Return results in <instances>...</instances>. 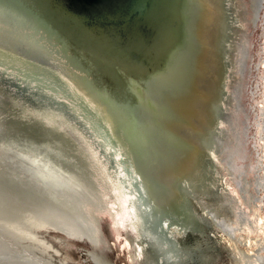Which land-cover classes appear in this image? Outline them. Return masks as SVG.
Listing matches in <instances>:
<instances>
[{"label":"water","instance_id":"obj_1","mask_svg":"<svg viewBox=\"0 0 264 264\" xmlns=\"http://www.w3.org/2000/svg\"><path fill=\"white\" fill-rule=\"evenodd\" d=\"M0 226L66 264H264V0H0Z\"/></svg>","mask_w":264,"mask_h":264},{"label":"rangeland","instance_id":"obj_2","mask_svg":"<svg viewBox=\"0 0 264 264\" xmlns=\"http://www.w3.org/2000/svg\"><path fill=\"white\" fill-rule=\"evenodd\" d=\"M3 243L9 253L21 254L41 264H66L61 258L0 226V245Z\"/></svg>","mask_w":264,"mask_h":264},{"label":"bare ground","instance_id":"obj_3","mask_svg":"<svg viewBox=\"0 0 264 264\" xmlns=\"http://www.w3.org/2000/svg\"><path fill=\"white\" fill-rule=\"evenodd\" d=\"M4 244L0 245V264H41L37 260L21 254L13 253L12 251V253H9L7 247L3 246Z\"/></svg>","mask_w":264,"mask_h":264}]
</instances>
